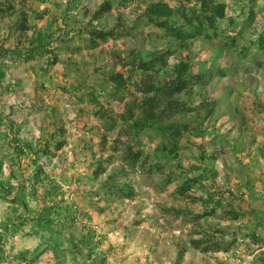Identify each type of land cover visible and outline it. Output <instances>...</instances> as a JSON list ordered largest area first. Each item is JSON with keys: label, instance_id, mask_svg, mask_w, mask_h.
<instances>
[{"label": "rangeland", "instance_id": "374dc122", "mask_svg": "<svg viewBox=\"0 0 264 264\" xmlns=\"http://www.w3.org/2000/svg\"><path fill=\"white\" fill-rule=\"evenodd\" d=\"M214 1L0 0V264H264V0Z\"/></svg>", "mask_w": 264, "mask_h": 264}, {"label": "trees", "instance_id": "16d2710c", "mask_svg": "<svg viewBox=\"0 0 264 264\" xmlns=\"http://www.w3.org/2000/svg\"><path fill=\"white\" fill-rule=\"evenodd\" d=\"M184 2H180L178 6H171L167 2H157L151 5L148 9L149 15L151 17H156L154 21H157V24L166 29L167 33L179 40H189L194 36V33L200 35L210 36L209 30L216 27L218 21L225 17L226 15V5L224 3L216 2L214 0H183ZM192 1L200 2V9L193 10L190 6H187L186 3H190ZM110 9V4L107 3L101 7L99 12L108 11ZM180 16L187 20L188 24H190L194 28V33L186 30L184 28L176 27L172 25L167 19ZM159 18H165V20H158ZM23 28H27L26 24H22ZM94 37L99 38L100 40H106L111 36V32H105L101 30H95L93 32ZM33 54V53H32ZM167 54V53H165ZM162 56L158 57L157 60H160ZM31 57V56H30ZM163 59V58H162ZM186 66V64H183ZM142 67L147 70L154 69V64L152 62H146L142 64ZM177 78L173 80L170 88L164 89L163 93L172 96L176 93L183 91L186 88V80L183 78V70H179ZM113 80L117 83L122 81L121 74L112 75ZM176 81V82H175ZM152 105V104H151ZM153 108V107H151ZM148 118L152 120H156L157 117L153 110L148 112ZM145 123V121H144ZM167 129L170 133H172L173 137H180L182 135L180 129L174 124L170 123L167 126ZM127 157L131 163L136 162L140 159V153L132 150H128ZM190 184V181L187 182V185ZM120 191H123L124 196L128 198H132L135 195V192L132 190H126L125 188H120ZM195 247H199L198 242L193 241Z\"/></svg>", "mask_w": 264, "mask_h": 264}]
</instances>
